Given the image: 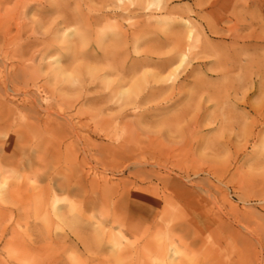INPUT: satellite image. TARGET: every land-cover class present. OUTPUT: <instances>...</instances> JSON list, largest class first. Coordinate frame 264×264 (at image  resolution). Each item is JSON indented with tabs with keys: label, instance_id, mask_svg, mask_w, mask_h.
I'll use <instances>...</instances> for the list:
<instances>
[{
	"label": "rangeland",
	"instance_id": "obj_1",
	"mask_svg": "<svg viewBox=\"0 0 264 264\" xmlns=\"http://www.w3.org/2000/svg\"><path fill=\"white\" fill-rule=\"evenodd\" d=\"M0 55V264H264V0H0Z\"/></svg>",
	"mask_w": 264,
	"mask_h": 264
},
{
	"label": "bare ground",
	"instance_id": "obj_2",
	"mask_svg": "<svg viewBox=\"0 0 264 264\" xmlns=\"http://www.w3.org/2000/svg\"><path fill=\"white\" fill-rule=\"evenodd\" d=\"M187 45L186 44H184L181 40L180 41H176V43H175V49L177 50V58H178V61H180V63H181V61H182V59H184L185 57H186V51L188 50L187 49ZM176 53V52H175ZM0 56H2V55H0ZM3 57V56H2ZM2 57H1V59H2ZM4 58H5V56H4ZM3 58V59H4ZM6 59H7V57H6ZM180 59V60H179ZM5 60V59H4ZM175 60V59H174ZM174 60H171L170 62H172V63H174L173 61ZM3 62V61H2ZM7 66V65H6ZM10 67H11V65H10ZM2 69V68H1ZM3 70V69H2ZM5 71V70H4ZM8 73V72H7ZM9 74V73H8ZM13 74V73H12ZM7 75V74H6ZM5 76H3V72H1L0 71V86H1V84H3L4 82H3V78H4ZM3 82V83H2ZM12 83V82H11ZM7 86V88H8V85H6ZM5 87V86H4ZM6 88V89H7ZM3 89V88H2ZM10 90V89H9ZM1 91H3V90H1ZM4 92H6V91H4ZM15 93V92H14ZM5 96H6V94H4ZM13 95V94H12ZM1 97V96H0ZM7 97V96H6ZM11 97V96H10ZM14 99V98H13ZM4 100H6L5 98H4ZM15 100V99H14ZM7 101V100H6ZM11 101H12V99H11ZM15 101H17V100H15ZM29 101V100H28ZM23 102V101H22ZM24 103H26V101H24ZM31 103V102H30ZM26 104H28V103H26ZM30 105V104H29ZM34 105V104H33ZM40 110V109H39ZM38 110V111H39ZM42 110V109H41ZM28 112H29V114H31V115H33V118L39 123V124H41L43 127H45V126H49V128L52 130V131H54L55 133H57V134H59L61 131V129H60V127H59V124H57V122H58V120L60 119V118H64L62 115H60V114H55L56 115V117L54 118V117H49V116H45V115H39L38 113H36L34 110H33V107H32V105L30 106V108L27 110ZM46 112V111H45ZM52 118V119H51ZM65 119V118H64ZM40 125V126H41ZM46 128V127H45ZM45 132V131H44ZM1 160H3L1 157H0V161ZM56 176V175H55ZM61 187L60 186H58V189H60Z\"/></svg>",
	"mask_w": 264,
	"mask_h": 264
}]
</instances>
